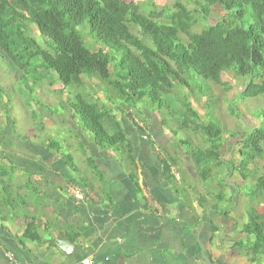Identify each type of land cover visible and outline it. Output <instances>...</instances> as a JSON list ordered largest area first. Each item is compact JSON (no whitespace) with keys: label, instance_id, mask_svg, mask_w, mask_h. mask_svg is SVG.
I'll list each match as a JSON object with an SVG mask.
<instances>
[{"label":"crops","instance_id":"crops-1","mask_svg":"<svg viewBox=\"0 0 264 264\" xmlns=\"http://www.w3.org/2000/svg\"><path fill=\"white\" fill-rule=\"evenodd\" d=\"M92 80L84 78V85L100 101L102 88ZM66 107L65 117L51 112L44 122L57 141L0 138V264H12L6 252L24 264L257 263L248 250L253 239L243 232L249 216L242 194L224 199L234 203L229 211L210 210V182L204 186L210 165L199 199L180 157L191 147H167L181 127L159 119L155 109L146 110L142 129L122 114L116 120L130 147L101 148ZM62 135L68 147H60ZM184 140L194 148L199 138ZM232 140L225 149L239 160V137ZM51 142L59 148H45ZM226 177L234 192L247 183L237 171ZM72 188L83 191L81 200ZM61 240L72 246L64 250Z\"/></svg>","mask_w":264,"mask_h":264},{"label":"trees","instance_id":"trees-1","mask_svg":"<svg viewBox=\"0 0 264 264\" xmlns=\"http://www.w3.org/2000/svg\"><path fill=\"white\" fill-rule=\"evenodd\" d=\"M213 7L227 13L201 32H192L194 25L203 24L201 17L207 20ZM166 8L144 14L133 0H0V54L22 73L24 81L31 59L39 57L36 70L53 73L62 88L84 84V78H97L100 88L104 83L116 88L121 99L137 103L147 96L161 105L163 93L175 84L190 89L193 73L224 86L227 82L222 75L233 72L248 82L242 91L245 96L264 94V0H178ZM85 23L103 47L92 51L85 45L79 29ZM31 25L44 45L31 36ZM131 25L138 28L139 34L131 30ZM111 51L121 54L115 68H111ZM254 85L256 89L252 91ZM73 100L68 103L73 119L99 147H130L113 114L116 106L113 110L107 104L99 107L81 94ZM122 110L126 118L136 121L137 127H144L140 123L143 119L132 116L131 108ZM261 123L259 120L258 125ZM258 125L248 135H240L239 160L234 153L230 155V149L226 151L231 141L222 142L223 131L213 122L196 127L210 139V144L205 141V149L193 148L184 139L180 143L191 147V151L186 149L187 154L194 158L200 180L208 176L209 165L211 172L212 165L220 166L222 162L228 166L227 171L240 172L244 179L249 172L254 178L250 165L257 160L264 162V128ZM53 144L47 147L59 148ZM65 159L71 163L72 157L67 155ZM164 166L167 168L166 162ZM255 179L256 189L250 197L262 199L264 175ZM216 197L223 198L220 194ZM243 232L253 237L248 250L256 264H264V214L253 213Z\"/></svg>","mask_w":264,"mask_h":264},{"label":"rangeland","instance_id":"rangeland-1","mask_svg":"<svg viewBox=\"0 0 264 264\" xmlns=\"http://www.w3.org/2000/svg\"><path fill=\"white\" fill-rule=\"evenodd\" d=\"M133 1L139 5L142 13L147 14L149 10L161 11L166 7H170L178 0ZM179 1L186 3V0ZM167 9L168 8H166L165 11ZM226 13V11L221 10L219 7H213L207 20L206 18L203 19L204 17H201V22L203 24L194 25L192 32H201L204 28H207L209 23H215ZM79 29L84 36L85 45L90 50L95 51L98 48L103 47V44L97 42L89 33L87 23ZM131 30L136 34H139L138 28L134 25H131ZM85 31L88 33L85 34ZM30 34L37 40L38 44L44 45L43 39L38 35L37 30L33 25L30 26ZM145 40L148 43H151L148 38H145ZM111 56L114 59L111 68H115L120 61L121 54L116 51H111ZM31 62L32 64L30 65L26 76L27 81H24L23 78H20L22 73L16 71L12 62L0 54V138L11 134L19 141L25 139L26 142L32 141L36 143V145L44 144L46 140L57 141L54 134H51V132H53L51 130L52 127H49L44 123L46 121L45 119H48L51 112L61 117H65L68 113L66 105L74 101L73 99L76 94H81L88 102L97 103L99 107L102 106L104 99L108 105L110 98L108 95H111V103L116 106V110H114V114L116 115L115 119H119L118 117L122 115V108H131V113H133L132 116L137 115L141 119L145 118L146 110H157L160 116L159 119H165L171 124L176 125V127L179 126L182 128L175 141L166 143L169 149L177 152H180L182 148H185L180 143V140L186 138L191 139V137L194 139L196 138V135L199 140L195 145L193 144L194 148L205 149L207 143L209 142L210 144V139L197 130L196 127H198V125L201 126L213 122L220 126L223 131L222 142L224 141V143L227 140L235 142L230 139L231 136H246L251 133L255 127L253 119H255L256 125L259 124V119L262 123L257 127L264 128V94L245 96L242 91H239V89L241 88V90H244L242 86L244 85L246 87L248 82L246 84V80L242 82L239 81L233 72H226L222 75V80L227 82V85L224 86L193 73L194 76L192 79H189L190 89L183 87L181 84H175L171 89H167L166 92L163 93L161 100L162 104L158 105V103L151 102L147 96L141 103H137L134 100L121 99L116 88H110L106 84L104 85V83H101V93L104 99L100 98V101H98L94 98L88 86L84 84H72L66 88H62L63 86L55 80L53 73H44L40 69L36 70L35 65L40 62L39 57L32 58ZM190 73L191 72L189 71V74ZM96 79L97 78H94L92 82L89 81V83H92L91 85L97 84ZM255 89L256 86L254 85L252 91ZM191 98L194 100H191ZM70 100L71 102H69ZM195 105H198L197 108L200 109L199 114L195 110ZM187 119L189 120L186 122L185 120ZM182 124L186 125L182 126ZM47 127H49L50 130L47 129ZM60 137V142H62L60 147H68V143H71L68 140V137L66 136L64 138V135ZM205 141L208 142L206 143ZM240 143H242V140L238 142V144ZM47 146H45V148H47ZM262 147L264 149V143ZM261 157L264 158V153ZM179 165L183 171L184 165L181 164V161H179ZM227 167L228 166L224 162H222L220 166H216L215 164L212 165L209 174L210 181L207 180L204 182V186L206 187L210 182V202H206L207 205L210 203V210L216 208L217 210L228 209L229 211V208L234 207V203L230 200L224 199L232 194L234 196L242 194L241 196L243 200H245V211L248 213L249 217L253 213L264 214V197H262V199H254L250 197V193L256 189V185L254 184L256 182V176L264 175V162L257 160L250 165V169H253L257 174L253 172V178L250 177L248 174L249 172H247L246 185L237 189L236 192L232 189L230 190L225 183L227 180ZM188 175L189 174H187V176ZM192 183H194L193 179ZM201 186L203 187V185ZM204 190L209 192L208 189ZM197 192V197L201 199L203 196V190ZM218 194L223 197L222 200L216 197ZM238 207L236 209H238ZM247 220V222H249V219ZM246 239L247 238H245L244 241H246Z\"/></svg>","mask_w":264,"mask_h":264},{"label":"water","instance_id":"water-1","mask_svg":"<svg viewBox=\"0 0 264 264\" xmlns=\"http://www.w3.org/2000/svg\"><path fill=\"white\" fill-rule=\"evenodd\" d=\"M180 157L183 160L188 173L190 174V176L192 177V179L195 183L196 190L201 192L202 186H201V182H200V175H199L198 167H197V164H196L194 158L190 155H187L185 153V151L181 152ZM60 245H61V247L65 246V247H63L64 250H66L67 247L72 246L70 241H68V240H61Z\"/></svg>","mask_w":264,"mask_h":264},{"label":"built area","instance_id":"built-area-1","mask_svg":"<svg viewBox=\"0 0 264 264\" xmlns=\"http://www.w3.org/2000/svg\"><path fill=\"white\" fill-rule=\"evenodd\" d=\"M72 192L74 194V196L76 197V199L81 200L83 198V191L79 188H72ZM6 257L7 259L12 263V264H24L22 262H20L19 260H17L12 254H10L9 252H6ZM85 264H90L88 261H84Z\"/></svg>","mask_w":264,"mask_h":264},{"label":"clouds","instance_id":"clouds-1","mask_svg":"<svg viewBox=\"0 0 264 264\" xmlns=\"http://www.w3.org/2000/svg\"><path fill=\"white\" fill-rule=\"evenodd\" d=\"M236 78L239 79V81H241V82L244 81V79H243L242 77H238V76H237ZM244 83H245V82H244ZM242 87L245 89V86H244V85H243ZM239 91H244V90H241V88H240ZM238 137H239V141H240V140H241L240 135L236 136V138H238ZM236 138H234V139H236ZM230 139L232 140L233 138H230ZM238 146H239V144H238ZM239 149H240V146H239ZM239 149H238V150H239ZM190 156H191V155H190ZM177 176H178V174H177Z\"/></svg>","mask_w":264,"mask_h":264}]
</instances>
